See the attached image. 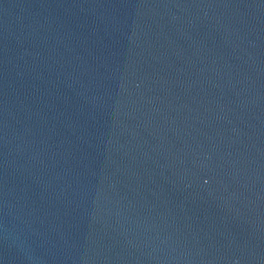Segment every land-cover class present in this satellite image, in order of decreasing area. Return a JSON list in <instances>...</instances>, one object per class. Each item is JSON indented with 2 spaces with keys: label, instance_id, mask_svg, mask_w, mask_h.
Here are the masks:
<instances>
[{
  "label": "water",
  "instance_id": "obj_1",
  "mask_svg": "<svg viewBox=\"0 0 264 264\" xmlns=\"http://www.w3.org/2000/svg\"><path fill=\"white\" fill-rule=\"evenodd\" d=\"M0 264H264V0H0Z\"/></svg>",
  "mask_w": 264,
  "mask_h": 264
}]
</instances>
